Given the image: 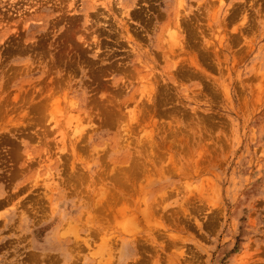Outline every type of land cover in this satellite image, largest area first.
<instances>
[{"label":"rangeland","instance_id":"1","mask_svg":"<svg viewBox=\"0 0 264 264\" xmlns=\"http://www.w3.org/2000/svg\"><path fill=\"white\" fill-rule=\"evenodd\" d=\"M0 264H264V0H0Z\"/></svg>","mask_w":264,"mask_h":264},{"label":"bare ground","instance_id":"2","mask_svg":"<svg viewBox=\"0 0 264 264\" xmlns=\"http://www.w3.org/2000/svg\"><path fill=\"white\" fill-rule=\"evenodd\" d=\"M181 2V1H180ZM30 3V2H29ZM178 3H179V1H178ZM179 4H181V3H179ZM33 5V4H32ZM31 5V6H32ZM34 6H35V4H34ZM30 8V7H29ZM125 24V23H124ZM176 25H177V23H176ZM176 27V26H175ZM177 29V28H176ZM173 32H174V30H172V32H169L170 33V37H172V35H174L173 34ZM172 34V35H171ZM98 37V36H97ZM177 40V39H176ZM176 40H175V42H176ZM171 41V40H170ZM174 41V40H173ZM172 42V41H171ZM170 42V43H171ZM172 44H173V42H172ZM144 87H146V86H144ZM36 92V91H35ZM34 92V93H35ZM33 95V94H32ZM30 97V96H29ZM33 97V96H32ZM50 97V96H49ZM35 98V97H34ZM48 101V100H47ZM43 102H45V101H43ZM47 104V103H46ZM43 105V104H42ZM48 105V104H47ZM39 109V108H38ZM119 110H117V111H115V112H118ZM67 112V111H66ZM111 113V112H110ZM113 113H114V110H113ZM119 113V112H118ZM42 114V113H41ZM54 114V113H53ZM51 116V115H50ZM56 116V115H55ZM70 121V120H69ZM59 123V122H58ZM70 125V124H69ZM79 126V125H78ZM58 130V129H57ZM73 130V129H72ZM125 172V171H124ZM118 177V176H117ZM128 179V178H127ZM124 185V184H123ZM123 185H122V187H123ZM120 186V185H119ZM125 187V186H124ZM136 216V215H135ZM133 225V224H132Z\"/></svg>","mask_w":264,"mask_h":264}]
</instances>
